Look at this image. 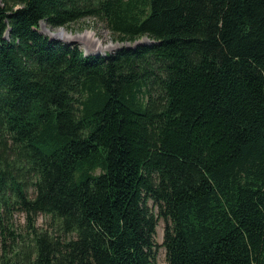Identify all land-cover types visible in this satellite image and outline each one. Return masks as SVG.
<instances>
[{
  "label": "trees",
  "instance_id": "16d2710c",
  "mask_svg": "<svg viewBox=\"0 0 264 264\" xmlns=\"http://www.w3.org/2000/svg\"><path fill=\"white\" fill-rule=\"evenodd\" d=\"M87 18L154 41L39 30ZM161 218L167 264H264V0H2L0 264H156Z\"/></svg>",
  "mask_w": 264,
  "mask_h": 264
},
{
  "label": "rangeland",
  "instance_id": "374dc122",
  "mask_svg": "<svg viewBox=\"0 0 264 264\" xmlns=\"http://www.w3.org/2000/svg\"><path fill=\"white\" fill-rule=\"evenodd\" d=\"M0 3H2V0H0ZM39 30L50 39L62 43L76 44L86 54L105 55L107 52L113 54L124 47H136L142 44H150L154 41L147 36L140 37L135 41L115 39L105 23L94 18H87L71 26H52L46 20H41ZM151 206H154L152 201ZM155 210L158 215L159 209L157 206ZM45 220L46 218L40 215L38 224L44 226ZM15 221L19 227H22L25 223L24 216L18 213L15 214ZM166 224L165 219H159L156 232V242L158 244L156 264H167L166 248L163 246Z\"/></svg>",
  "mask_w": 264,
  "mask_h": 264
}]
</instances>
